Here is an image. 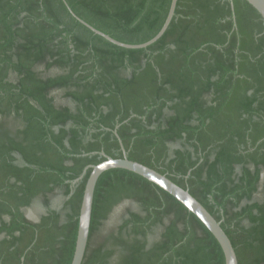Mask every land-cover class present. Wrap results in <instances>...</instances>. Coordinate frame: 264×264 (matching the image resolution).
Instances as JSON below:
<instances>
[{
  "label": "trees",
  "instance_id": "trees-1",
  "mask_svg": "<svg viewBox=\"0 0 264 264\" xmlns=\"http://www.w3.org/2000/svg\"><path fill=\"white\" fill-rule=\"evenodd\" d=\"M64 1L130 44L156 34L170 3ZM64 1L0 0V264H70L90 166L123 150L187 189L237 264H264V19L246 0H177L157 40L124 48ZM81 264L224 257L173 196L109 169Z\"/></svg>",
  "mask_w": 264,
  "mask_h": 264
},
{
  "label": "water",
  "instance_id": "water-1",
  "mask_svg": "<svg viewBox=\"0 0 264 264\" xmlns=\"http://www.w3.org/2000/svg\"><path fill=\"white\" fill-rule=\"evenodd\" d=\"M176 1L177 0H170L165 19L156 34L147 41L138 44L125 43L112 38L108 34L94 28L84 20L80 19L71 11L65 1L64 3L67 6L68 10L71 12V14L80 23H82L89 30L101 36L105 40L124 48H144L147 45L153 43L163 34L174 14ZM246 1L256 10V12L261 16V18L264 19V0ZM123 154L124 156L122 158H112L102 153V155H104L106 159L98 164L90 166L91 170L84 185L83 195L79 207L76 239L70 264H81L83 260L89 235V226L95 187L101 174L109 169H123L129 172H133L165 190L176 200H178L189 212L193 213L209 230V232L212 234V236L215 238L221 248L224 257V264H237V257L234 248L231 244L230 239L220 226V222H218L207 211V209L188 192L187 189L182 188L176 183H174L165 174H162L137 161L128 159L124 150Z\"/></svg>",
  "mask_w": 264,
  "mask_h": 264
},
{
  "label": "rangeland",
  "instance_id": "rangeland-1",
  "mask_svg": "<svg viewBox=\"0 0 264 264\" xmlns=\"http://www.w3.org/2000/svg\"><path fill=\"white\" fill-rule=\"evenodd\" d=\"M57 198L52 199V205L57 206ZM43 212V208L39 203H35L34 206L28 211L30 218L36 219Z\"/></svg>",
  "mask_w": 264,
  "mask_h": 264
}]
</instances>
